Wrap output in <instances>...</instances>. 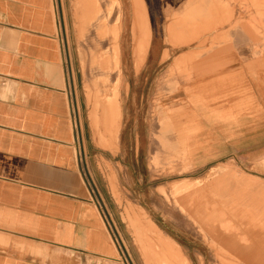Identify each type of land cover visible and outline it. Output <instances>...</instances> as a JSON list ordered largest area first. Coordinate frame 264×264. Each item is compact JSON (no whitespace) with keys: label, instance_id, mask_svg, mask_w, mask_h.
Instances as JSON below:
<instances>
[{"label":"crops","instance_id":"0c3cea01","mask_svg":"<svg viewBox=\"0 0 264 264\" xmlns=\"http://www.w3.org/2000/svg\"><path fill=\"white\" fill-rule=\"evenodd\" d=\"M205 1L217 28L197 48L229 54L198 57L174 80L181 139L164 144L185 143L191 171L234 161L264 177V0ZM77 85L63 0H0V264L117 255L82 164Z\"/></svg>","mask_w":264,"mask_h":264},{"label":"rangeland","instance_id":"374dc122","mask_svg":"<svg viewBox=\"0 0 264 264\" xmlns=\"http://www.w3.org/2000/svg\"><path fill=\"white\" fill-rule=\"evenodd\" d=\"M129 1L98 0L99 9L86 14L81 0H63L78 75L82 164L117 246L115 258L87 257L84 263L249 264L229 253L239 245L244 253L257 254L264 245V177L234 161L191 171L187 152H182L185 143L175 153L164 144L169 141L173 147L171 142L181 139L180 115L174 117L168 106L179 88L174 80L183 77L184 68L192 72L198 57L228 55L229 50L197 48L199 40H214L209 36L217 28L207 23L205 0H144L152 36L137 70L138 34L132 30ZM223 3L229 7V2L208 1L216 10ZM170 24H175L174 41L167 37ZM117 43L121 66L115 58ZM165 52L169 56L163 57ZM175 57L179 63L170 66ZM97 100L109 102L115 118L121 110L117 142L111 136L112 123L105 126L107 142L101 144L93 123ZM163 127L170 130L163 134ZM149 248L157 253L156 262L146 255Z\"/></svg>","mask_w":264,"mask_h":264},{"label":"bare ground","instance_id":"6f19581e","mask_svg":"<svg viewBox=\"0 0 264 264\" xmlns=\"http://www.w3.org/2000/svg\"><path fill=\"white\" fill-rule=\"evenodd\" d=\"M115 1H116V3L119 2V0H115ZM81 3H82V6L84 8V11H86V14H89L90 12L94 11V7H98V9H99V6H100L98 0H81ZM128 5L130 8V14H131V17L133 20L132 30H133L134 36L136 37L135 32H137V34H138L137 35V45H136V48L134 50V64H135L137 70H139V68L144 64V62L146 60L148 50L150 47L152 33H151V28H150V24H149L148 15H147V9H146V5L144 3V0H130ZM199 27H201V26H199ZM166 29L168 31V33H167L168 36L167 35L166 36L170 38V41H174L176 38L175 31H174L175 24H170ZM118 32H119V30L116 31V33H117L116 41L119 40V33ZM171 39H173V40H171ZM172 44L173 45H179L177 43V41L172 42ZM115 50H116L115 51V58L117 60V63L120 64V66H121V51H120V47H119L118 43L115 45ZM197 51H200V50H197ZM197 51H196L195 56L198 55ZM167 56H169V55L167 52H165L163 57H167ZM179 60H180V58L176 59V64L179 63ZM186 69L187 68H184L183 70H181V73L184 72L185 74L183 75V77L189 78V76L191 75V72L188 71L186 73ZM97 109H98L99 113L95 112L93 114V123L95 125V129L97 130V134H99L101 144L105 145L107 142V136L105 134L106 131H104L105 126L110 127V124H112V123L114 124V127L112 129L111 136L117 142L118 134H119L120 127H121V120H122L121 110H119V107H118L117 113H116L117 116L115 118V116H114L115 114L112 113L109 102H101V104H100L99 100H97ZM100 110H101V112H100ZM232 242L236 243V241H232ZM227 243H228V241L225 242V244H227ZM237 246L238 247H236L235 251L233 250L232 253H229V256L230 255L232 257L237 256V258H239L240 260L241 259L242 260L247 259L248 261H250L249 264H264V245L263 244L259 245V253H257V254L244 253L242 246H239V245H237ZM162 247L166 248V246H162ZM146 255L148 257H151V262H152V260L154 262H156L158 260L157 253L154 250H151L150 248L148 249V252H146ZM221 260L223 261V263L226 262L225 258H221ZM156 264H159V263H156ZM185 264H187V262Z\"/></svg>","mask_w":264,"mask_h":264}]
</instances>
